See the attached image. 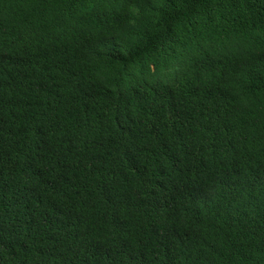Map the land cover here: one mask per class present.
Instances as JSON below:
<instances>
[{
  "label": "trees",
  "instance_id": "1",
  "mask_svg": "<svg viewBox=\"0 0 264 264\" xmlns=\"http://www.w3.org/2000/svg\"><path fill=\"white\" fill-rule=\"evenodd\" d=\"M0 264H264V0H0Z\"/></svg>",
  "mask_w": 264,
  "mask_h": 264
}]
</instances>
